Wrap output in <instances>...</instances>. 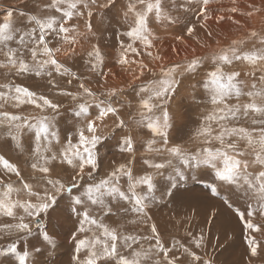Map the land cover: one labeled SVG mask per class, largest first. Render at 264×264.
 Masks as SVG:
<instances>
[{
  "label": "snow or ice",
  "instance_id": "snow-or-ice-1",
  "mask_svg": "<svg viewBox=\"0 0 264 264\" xmlns=\"http://www.w3.org/2000/svg\"><path fill=\"white\" fill-rule=\"evenodd\" d=\"M212 3L213 0H199L198 11L205 21L209 19L208 10ZM113 4L114 0L99 4L98 0H52L50 7L60 13V16L31 15L27 17L25 27L14 25L11 9L4 12L3 21L0 22V55L4 59L0 60V68L17 76L47 77L48 85L56 89L59 95L71 97L75 102L73 112L79 122L75 131L69 132L61 143L60 131L56 127L61 108L58 102L14 82L0 84V89L6 90L0 91V101H12L16 108L32 105L38 110L36 115L0 111V126H6V135L18 149L24 150L22 138L25 132L32 134L30 168L32 180L37 181L33 184L25 180L15 163L0 156V168L15 175L20 185L16 187L9 182L10 177L0 176V217H7L12 221L0 224V232L15 235L17 239L24 241L29 238L37 241L30 244V249L18 250L17 243L13 240L0 249V255L15 256V264H40L34 257L40 256L48 248L55 250L57 247L56 239L46 228L44 218L49 215L50 209L58 206L60 199L67 196L71 213L78 217V227L72 236L75 241L72 264H184L181 255L190 257V264H201V256L178 240L171 247L166 246L157 225L148 215L149 206L158 199L155 175L161 174L160 170L166 167H173L177 175H180L179 169L173 165V160H177L183 165L194 163L211 170L214 182L210 185V191L213 196L219 195L218 182L234 188L247 199L245 211L239 208L234 211L246 232L250 255L256 257L260 241L255 234L264 233V224L255 221L257 215L264 218V35L255 30L249 33V38L257 39L260 47L253 45L251 49H245V40H233L227 48L214 52L210 57H194L168 67L161 65L159 79L148 81L136 92L140 97L137 113L139 118L133 122L137 128H146L152 134L153 139L147 142V150L166 152L170 159L158 163L144 159L143 163L155 172L134 175L135 140L129 132L119 138L117 143L120 153H127L132 159L116 165L97 180L94 173L100 166L99 146L117 129L129 127L128 122L120 116L121 105L114 103V98L124 89L111 88L97 95L92 88L86 86L80 76L65 67L57 56L74 53L72 46L78 44L80 37L84 35L79 31L78 25L70 23L74 17L86 15L89 18L86 28L91 33L93 7L108 8ZM249 8V11L241 15L252 17L255 12L260 11L255 5H249ZM229 11L235 14L240 10L231 7ZM123 15L126 22L131 17L128 30L123 33L130 42L125 45L121 41L117 62L121 66L136 65L142 76L148 66L134 57L144 54L153 60H162V57L153 55L151 51L157 39L150 26L151 21L174 23L175 20L168 14L164 0H128ZM224 18L219 16L218 22ZM193 31L192 27L187 28L189 35ZM50 36L58 39L59 46H51L48 39ZM137 42L143 53L134 46ZM13 43L16 47L11 46ZM65 45L68 47H64ZM26 52L29 54L28 59L25 58ZM130 54L133 57L131 59ZM87 57L90 71L105 77L108 75L101 70L104 56L98 46H92ZM202 59H210L213 65L208 73V83L205 84L212 108L193 132L192 139L200 141L202 146L195 152L188 153L180 145L169 146L172 118L167 104L179 83L177 75L195 73L202 66ZM236 64H243L248 70L237 69ZM54 73L70 77L67 80L69 85L73 80L79 81L78 90L73 92L60 88L54 79ZM242 76L249 78L251 83L241 79ZM138 78L135 75L133 77ZM241 97H247L248 101L240 103ZM233 99L236 103H229ZM91 106L96 109L94 116L91 115ZM2 107L3 104H0V108ZM157 110L160 115L155 114ZM110 116L115 117V124L106 135L104 128L107 127L106 120ZM249 118L253 127L240 126L241 119ZM155 137L160 138L163 148L153 147L157 143ZM54 144L60 145L58 150H54ZM214 144L219 146L214 147ZM57 166L70 169V179L54 177L53 170ZM85 176L90 182L80 183ZM122 180L126 181V186L121 183ZM175 186L172 183L164 194L173 195L171 189ZM114 207L117 211L123 210L125 214L132 213L135 219L129 223L147 226L151 234L125 232L122 230L123 225L113 227L104 223L101 216L107 218L113 214ZM228 207L231 208L232 205L228 204ZM93 210L98 211L100 216L93 215ZM77 233L91 235L78 238ZM204 240L201 234L199 238L194 237L192 243L200 248ZM142 241L150 242L147 248ZM82 251L85 252L83 258ZM202 264H213V261L205 260Z\"/></svg>",
  "mask_w": 264,
  "mask_h": 264
},
{
  "label": "rangeland",
  "instance_id": "rangeland-1",
  "mask_svg": "<svg viewBox=\"0 0 264 264\" xmlns=\"http://www.w3.org/2000/svg\"><path fill=\"white\" fill-rule=\"evenodd\" d=\"M105 2L106 0H98V4ZM51 4L52 0H0V22L3 21L6 9L13 11V21L16 27L27 26V17L31 15H54L59 17L60 13L56 12L53 7H50ZM127 4L128 0H114V4L108 8L94 6L92 9L93 16L90 18L92 25L91 33L86 28V23L89 20L86 15L79 18L74 17L70 23L78 25L79 31L84 35L80 37L78 44L72 46L75 49L74 53L68 55L58 54L57 56L65 67L80 76L86 86L92 88L97 95L105 93L111 88L124 89L121 94L114 98V103L118 102L121 105L120 116L128 122L129 127L117 129L115 133L109 135L108 140L99 146L100 166L98 171L94 173V177L97 180L105 176L116 165L132 159L129 154L120 153L117 143L119 138L129 132L135 140L134 175L155 172L154 169L148 168L143 163L144 159H150L157 163L170 159L166 152H149L147 150V142L153 139L152 134L146 128H137L133 122L139 118L137 113L140 97L136 95V92L141 85L146 84L148 81L159 79L161 65L168 67L176 63H184L186 60L194 57H210L214 52H218L222 48H227L233 40H245L246 43L243 45L245 49H251L253 45L260 47L257 39L249 38V33L255 30L260 35H264V0H235V3H233V0H213L208 10L209 19L207 21L203 20L199 14V0H164L165 8L175 22L156 23L154 20L151 21L150 26L157 37L154 41L155 47L151 51L153 55L162 57V60H153L144 54L134 57L137 60H142L148 66L144 74L140 76L136 65L121 66L117 62L120 54L121 41L125 45L130 42L129 38L123 35L128 30L129 23L131 22V17L126 22L123 15ZM249 5H255L260 11L255 12L252 17L241 15V13H246L250 10ZM231 7H237L240 11L233 14L229 11ZM219 16H224V20L218 22L217 18ZM233 21H239V23L237 24ZM188 27L194 29L191 35L187 32ZM209 32L211 35H209ZM177 37H180V39H177ZM48 39L51 41V46H59L58 39L55 36H50ZM94 45L100 48L104 56V64L101 70L108 73L106 77L98 74V72L89 70L87 52ZM11 46L16 47L14 43ZM134 46L140 48L143 53V49L138 42ZM64 47L68 46L65 45ZM25 58H29L27 52L25 53ZM131 58L133 57L130 54ZM2 59L4 57L0 55V60ZM235 67L237 69H243L244 71L248 70L243 64H236ZM212 68L213 65L210 59H202V66L195 73L185 74L183 76L177 75L176 79L179 83L167 104L172 118V128L169 130V146L174 144L180 145L188 153H193L202 146L201 142L192 139V136L194 130L203 122V118L212 108L208 102V89L205 87V84L208 83V73ZM226 70H228L227 67ZM134 75L139 78L133 79ZM47 79V77L40 78L34 75L17 76L15 74H9L6 69L0 68V84L14 82L15 84L26 86L38 94L48 96L61 105L59 115L57 116L56 127L60 131L61 143H63L66 135L69 132H74L75 126L79 122L74 117L73 108L75 102L71 97L59 95L56 89L48 85ZM54 79L62 89L73 92L78 90L79 81L77 80H73L72 84L69 85L67 84V80L70 77L56 75L55 73ZM241 79L251 83V80L245 76H242ZM0 91L6 90L0 89ZM101 98L104 97L101 96ZM247 101V97L240 98V103ZM229 103L234 104L236 100L233 99ZM0 104H3L0 111L21 115L38 114V110L32 105H23L20 108H16L13 106L12 101H8L7 103L0 101ZM155 114L160 115V111L157 110ZM91 115H96L94 106H91ZM106 124L107 127L104 128V133L107 135L114 127L115 117H108ZM239 124L243 127H253L251 118L247 120L241 119ZM6 131V126H0V156L15 163L20 168L24 179L36 184L37 181L32 180L33 173L30 168L32 134L27 131L25 132L22 138L24 150L21 151L11 138L6 135ZM155 139L157 143L153 147L163 148L160 138L155 137ZM213 146L218 147L219 145L214 144ZM53 147L54 150H58L60 145L54 144ZM250 158L248 157V159ZM173 165L179 169L181 174L177 175L173 167H166L160 170L161 174L155 175L157 185L156 196L158 199L148 209V215L152 217V222L157 225L164 244L171 247L173 242L178 240L181 244L191 248L197 255L201 256V264L205 260H212L213 264H264V233L255 234L260 241V248L258 249V257H252L247 247L245 239L246 232L242 228V222L239 219V222L233 220L228 213L229 203L232 207L235 206L241 211L246 210L247 199L242 193H239L228 185H221L217 182V190L219 196L222 197L218 198L222 200L220 201V205H214L211 202V198L214 196H212L210 191V185L214 182V176L211 170L206 169L203 165L196 166L194 163L183 165L177 160H173ZM71 175L70 169L60 166H57L53 170L54 177L59 176L64 180L70 179ZM0 176L10 177L9 182L13 183L16 187L20 186L17 183L15 175L6 173L3 168H0ZM88 182L90 181L87 176L84 177L83 181H80L82 184ZM121 183L126 186L125 180H122ZM172 183L176 185L171 189L173 195L169 196L164 194ZM193 185L200 187L188 188V186ZM40 190L42 191V189ZM197 192H203L205 194L204 201L199 206H196L197 203L195 201L192 200L189 202L188 199L189 195ZM225 201L228 202L227 205ZM181 203L184 204V210H179L178 208ZM188 208L192 212L188 211ZM218 208L219 212L220 210L223 212L221 218H219V222L217 221L216 214L214 216L212 214V211L216 209L218 211ZM92 214L100 216V213L96 210H93ZM129 217L130 219H127ZM101 219H104V223L113 227H116L117 224L128 226L136 225L138 231L134 232H139L141 235L151 234L148 227V231L142 232V224L129 223L130 220L135 219L133 214L130 212L125 214L123 210L117 211L115 207L113 208V214L107 218L101 216ZM44 221L46 228L54 235L57 247L55 250L51 248L46 249L40 256L34 257V259L38 260L40 264H72V256L74 255L75 249V241L72 239V236L73 233H76V228L78 227V217L71 213L67 196L60 199L58 206L50 209L49 215L44 218ZM183 221L184 223H182ZM202 221L204 224L200 223ZM255 221L264 224V218L258 215ZM10 222H12L10 218L0 217V224ZM181 225L182 227L184 225L185 227L188 226L189 229L187 227L181 231ZM175 226L178 228H175ZM196 226L199 228L201 226L203 227L199 230ZM122 230L125 232H133L125 229ZM189 233L192 235H189ZM201 234L205 238L204 243L200 248H196L192 240L194 237L199 238ZM85 235L91 234L77 233V236L80 238H84ZM221 236L226 237L222 238ZM13 240L16 241L18 250L24 248L30 249V244L37 242L33 238L24 241L17 239L15 235L9 236L0 232V249L5 248ZM142 243L147 248L150 242L142 241ZM176 254L179 255L180 253ZM84 255L85 252L82 251L81 258ZM15 260V256L0 255V264H15ZM181 260L184 264H190L191 258L181 255Z\"/></svg>",
  "mask_w": 264,
  "mask_h": 264
},
{
  "label": "bare ground",
  "instance_id": "bare-ground-1",
  "mask_svg": "<svg viewBox=\"0 0 264 264\" xmlns=\"http://www.w3.org/2000/svg\"><path fill=\"white\" fill-rule=\"evenodd\" d=\"M251 159V158H250ZM196 184V183H195ZM198 187H200V186H195V185H193V186H188V188H198ZM193 195H189L188 196V199H189V202H191L192 200L193 201H195L197 204H196V206H199V204L202 202V201H204V197H205V194L203 193V192H197V193H192ZM213 196V195H212ZM179 197H181V196H179ZM218 197H221V196H219V195H216V196H214L213 198H211L212 199V203H214V205H217L218 206V204L220 205V201L222 200V199H220V198H218ZM194 198V199H193ZM222 198V197H221ZM225 199V198H224ZM223 199V200H224ZM228 200V199H227ZM225 204V203H224ZM228 203H226V205H227ZM230 204V203H229ZM178 205V204H177ZM220 207V206H219ZM224 207V206H223ZM179 210H184V204L183 203H181L180 205H179ZM186 208H187V205H186ZM194 208V207H193ZM193 208H191V209H193ZM236 207L234 206V207H232V208H228V210H229V216H230V218H232L233 220H235V221H237V222H239V218L236 216V214H235V211H234V209H235ZM198 209V208H197ZM224 209V208H223ZM222 209V210H223ZM226 209V208H225ZM188 211H191V210H189V208L187 209ZM192 212V211H191ZM197 212V211H196ZM196 212H194V213H196ZM213 213H215L216 214V216H217V221L219 222V218H221V215H222V213L223 212H221V210H220V212H219V208H218V211H217V209L216 210H214V211H212V214ZM132 214V213H131ZM150 214V213H149ZM185 214V213H184ZM197 214V213H196ZM224 214H225V210H224ZM223 214V215H224ZM205 215V214H204ZM228 215V214H227ZM192 216V215H191ZM193 216H194V214H193ZM197 216H199V215H197ZM196 216V217H197ZM202 216V215H201ZM177 218V217H176ZM193 218V217H192ZM195 218V217H194ZM127 219H130V217L129 218H127ZM225 219V218H224ZM223 219V220H224ZM179 220V219H178ZM185 220H187V219H185ZM184 220V221H185ZM192 220V219H191ZM194 220V219H193ZM176 221H177V219H176ZM184 221L182 222V223H184ZM196 221H197V219H196ZM196 221H195V224H196ZM179 222V221H178ZM177 222V223H178ZM189 222V221H188ZM198 222V221H197ZM180 223V222H179ZM179 223H178V225H179ZM181 223V224H182ZM200 223H203L204 224V222L202 221V222H200ZM158 224L159 225H161L160 224V222H158ZM206 224V223H205ZM115 225V224H114ZM175 225H177V224H175ZM198 225H200V224H198ZM117 226H119L118 224L116 225V227ZM142 226V232H146V231H148L147 230V226H143V225H141ZM239 226H241V225H239ZM188 227V226H187ZM187 227H185V225L182 227V225H181V231H182V229L183 228H187ZM194 228H195V226H193ZM201 227H203V226H201ZM201 227L199 228V227H197L196 226V228H199V230H201ZM175 228H178V227H176L175 226ZM243 228V227H242ZM123 229H125V230H130V231H138V228L136 227V225H134V226H128V225H123ZM188 229H189V227H188ZM191 229V228H190ZM176 230V229H175ZM187 230V229H186ZM188 231V230H187ZM224 232V231H223ZM225 233V232H224ZM241 233H242V231H241ZM257 235V234H256ZM235 236V235H234ZM79 237V236H78ZM222 237V236H221ZM224 238L226 237V236H223ZM222 237V238H223ZM80 238V237H79ZM220 240V239H219ZM220 241H222V240H220ZM225 242V241H224ZM227 242V241H226ZM229 242V241H228ZM216 245V244H215ZM246 248V247H245ZM260 253V252H259ZM259 255V254H258ZM258 255L256 256V257H258ZM70 256V255H69ZM240 257V256H239ZM239 259V258H238ZM255 259V258H254ZM71 261V260H70ZM69 262V261H68ZM236 263V262H235Z\"/></svg>",
  "mask_w": 264,
  "mask_h": 264
}]
</instances>
